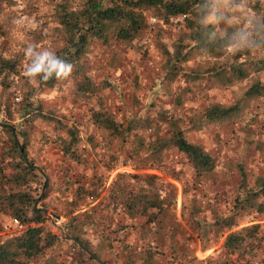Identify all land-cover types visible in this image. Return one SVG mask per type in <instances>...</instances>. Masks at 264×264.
Listing matches in <instances>:
<instances>
[{"label":"trees","instance_id":"16d2710c","mask_svg":"<svg viewBox=\"0 0 264 264\" xmlns=\"http://www.w3.org/2000/svg\"><path fill=\"white\" fill-rule=\"evenodd\" d=\"M11 2L13 0H0V11L3 4ZM229 2L232 5L249 2L247 8L260 12L249 29L250 34L246 41L231 53L226 49L234 43L237 29L230 24L219 30L216 24L206 21L213 12V0L53 2L49 17L54 23L53 31L59 40L54 52L57 58L73 65V71L68 78L73 80L74 95L79 99L93 97L96 107L91 108L89 119L98 131L100 141L107 148L113 143L124 146L122 165L128 163L134 171L116 174L111 184L113 186L102 196L98 206L100 213L95 215V220L105 218L103 213L119 211L129 220L136 216L143 218L142 225L166 227L164 219L171 201L174 200V193L160 190L157 185L160 177L144 170L159 169L166 175L172 173V168L168 166L169 150L172 149L186 160L193 177L200 180L215 169L216 159L202 145L189 141L185 137L184 129L166 110L156 111L153 116L147 113L137 114L125 121L115 118L101 99L102 83L95 82L87 73L85 60L93 44L110 46L113 43L131 48L146 28L148 17L154 16L161 24H168L170 18L182 16V26L177 38L170 43L161 42L158 45L162 57V80L171 83L181 79L183 83L191 84L206 80L216 86L226 87L234 82L250 79L247 87L232 101L208 102L199 120L188 119L187 129L200 130L208 125L231 123L242 118L254 100L264 97V80L256 77L264 71V9L261 10L257 0ZM194 57L202 58L204 66L185 65ZM16 73L17 59L0 57L1 90L7 89L9 75ZM65 80L67 79L58 80L53 75L44 82L41 75L36 78V82L31 83L27 78L23 82L24 91L17 100H9L5 94L1 100V109L5 116L12 119V115H15L18 120L11 124H0L6 135V141L0 145V212L5 210L9 216L17 217L27 225L20 233L0 234V264H26L44 255L39 264H63L58 261L55 249L60 252L64 247L71 264H78V259L79 262L85 258L92 261L94 256L97 257L91 242L84 236L87 228L86 216L84 220L81 217L77 219V216L70 217L65 222L64 234L51 232L40 224L46 213L33 206L37 198L32 193L41 187L38 180L41 173L31 167L35 164L27 158L26 147L29 131L36 120L49 121L53 124V129L63 133L58 136V147L63 158L76 163L81 161V137L77 125L47 113L38 97V93L52 89ZM190 91L189 87L182 86L178 94L174 95L175 100L178 101L180 96ZM161 124H167L170 128L166 137L159 136ZM141 132L147 136H143ZM86 140L93 149L98 145L92 135L86 136ZM17 144L25 158L19 152ZM234 166L239 178V193L234 198L232 211L225 215L213 213L212 221L207 224L194 219L192 222L196 225L202 247L206 246L207 234L213 233L212 238L223 236V251L242 258L246 253L264 247V224L250 223L236 228L243 215L264 212V176H255L254 186H249L243 164L234 162ZM46 190L47 186L44 188L43 197L46 196ZM82 191L91 192L89 188H82ZM90 196L92 197L91 194ZM191 211L190 216L198 211V207L191 205ZM30 222L36 224L31 225ZM97 223L98 221L92 227ZM120 224H112L110 232L117 233L118 230L127 228L126 223ZM167 229V237L171 241L175 236V228L172 225ZM71 248H75V251L71 252ZM154 253L155 250L145 247L139 248L137 254L142 264H157L153 258ZM75 255L76 258L72 261V256ZM100 262L104 264L103 261Z\"/></svg>","mask_w":264,"mask_h":264},{"label":"rangeland","instance_id":"374dc122","mask_svg":"<svg viewBox=\"0 0 264 264\" xmlns=\"http://www.w3.org/2000/svg\"><path fill=\"white\" fill-rule=\"evenodd\" d=\"M54 1L13 0L1 7L0 57L16 58L18 73L9 75L5 91L0 89V124H11L18 120L15 115H12V119L5 116L1 100L4 94L9 100H17L24 91L23 82L28 78L24 72L31 63L25 56V49L32 47L35 51H54L59 45L53 31L54 23L49 17ZM229 1L213 0V12L206 21L210 22L209 18L213 17L211 22L219 30L230 24L236 27L234 43L226 49L231 53L246 41L249 29L260 12L246 7L250 1L233 5ZM257 2L263 10L264 0ZM154 18L152 25L149 26L147 22L146 28L131 48L113 43L110 46L94 43L85 60L87 73L95 82L102 83L101 99L115 118L125 121L137 114L153 116L156 111L166 110L184 129L189 141L202 145L215 157V169L196 180L186 160L171 149L168 166L172 168V173L166 175L159 169L144 170L160 177L161 180L157 181L160 190L174 193V200L164 219L166 227L142 225L143 218L136 216L129 220L119 211L103 213L105 218L95 220V215L100 213L98 206L102 196L113 186L111 184L116 174L134 171L128 163L122 165L124 146L113 143L107 148L102 144L98 131L89 119L91 108L96 107L93 97L79 99L74 95L73 80L67 78L58 86L38 93V97L47 113L77 125L81 137V161L76 163L62 157L58 136L63 133L53 129L49 121L34 122L26 147L27 158L43 173L42 177H38L41 187L32 193L38 200L42 199L36 206L46 210L41 225L51 232H65L64 225L70 217L86 218L84 236L91 242L94 254L99 259L94 256L97 260L93 258L87 261L84 257L82 262L77 260L78 264H100V261L104 264H142L137 253L139 248L145 247L155 250L153 258L157 264H264V247L238 259L237 255H229L221 249L223 236L212 238L213 233L207 234L206 246L202 247L197 236L198 230L192 222L194 219L207 224L212 221L213 213L225 215L232 211L234 198L239 193V178L234 162L243 164L249 186H254L255 176H264V97L254 100L248 112L239 120L204 126L200 130L187 129L188 119L199 120L208 102L232 101L247 87L250 79L226 87L216 86L206 80L197 84L183 83L181 79L166 83L162 80V57L158 45L161 42L170 43L177 38L182 16L169 19L168 24H161ZM185 65L204 66L200 57L192 58ZM256 77L264 80V71ZM182 86L189 87L191 91L180 96L177 101L174 95L178 94ZM169 133L167 124H161L159 136L166 137ZM88 135H92L98 142L94 149L86 140ZM5 141L6 135L0 126V145ZM44 181V188L47 186L45 197L44 188L41 195ZM82 188H89L91 192L82 191ZM71 200L73 203H70ZM191 205L198 207L192 216ZM10 218L7 211L0 212V234L8 233L3 232L2 224H8ZM96 221L97 225L92 227ZM122 222L127 224L125 230L110 232L112 224L117 226ZM237 223L236 228L250 223L264 224V212L243 215ZM172 225L175 236L169 241L167 227ZM60 250L55 249L58 261L71 264L65 247ZM44 256L26 264H39ZM72 258L73 261L76 255Z\"/></svg>","mask_w":264,"mask_h":264},{"label":"clouds","instance_id":"9594fccd","mask_svg":"<svg viewBox=\"0 0 264 264\" xmlns=\"http://www.w3.org/2000/svg\"><path fill=\"white\" fill-rule=\"evenodd\" d=\"M210 17V22L213 20ZM25 56L31 63L26 67L24 75L31 82H36L38 76L43 77L44 82H47L53 75L60 79H67L73 71V65L61 58H57L54 51L42 50L35 51L32 47L25 49Z\"/></svg>","mask_w":264,"mask_h":264},{"label":"built area","instance_id":"2783aa9c","mask_svg":"<svg viewBox=\"0 0 264 264\" xmlns=\"http://www.w3.org/2000/svg\"><path fill=\"white\" fill-rule=\"evenodd\" d=\"M154 21H155L154 17H149L147 22L150 26L154 23ZM29 224L34 225L36 223L30 222ZM26 225H27L26 223L21 222L20 219H18L17 217H12L10 218V221L8 224H2V230L3 232H6V233L7 232L8 233H20L26 227ZM70 251L74 252L75 248H71ZM73 264H76V263L74 262Z\"/></svg>","mask_w":264,"mask_h":264},{"label":"water","instance_id":"95a60500","mask_svg":"<svg viewBox=\"0 0 264 264\" xmlns=\"http://www.w3.org/2000/svg\"><path fill=\"white\" fill-rule=\"evenodd\" d=\"M17 145H18V150H19V152L22 154V157L25 158L24 155H23V153H22V149H21L20 145H19V144H17ZM26 162H27V161H26ZM31 167L37 169L41 174H43L42 171H41V169H40L39 167H37V166H35V165H31ZM44 180H46V179H44ZM44 185H45V181H44L43 184H42L41 195H42V190H43V188H44ZM37 201H38V199H37V200L34 202V204H33V206L35 207V209H36ZM37 209H41L43 212H46V210H45L44 208H37ZM61 233L64 234V233H65L64 230H62ZM93 258L96 259V257H93ZM96 260H97V259H96Z\"/></svg>","mask_w":264,"mask_h":264}]
</instances>
